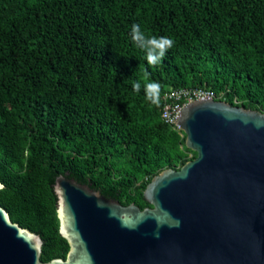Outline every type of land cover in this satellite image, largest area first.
<instances>
[{
    "label": "trees",
    "instance_id": "16d2710c",
    "mask_svg": "<svg viewBox=\"0 0 264 264\" xmlns=\"http://www.w3.org/2000/svg\"><path fill=\"white\" fill-rule=\"evenodd\" d=\"M133 24L174 40L160 64ZM135 80L159 83V105ZM189 86L264 111V0H0V205L42 261L69 249L57 175L143 208L155 174L195 157L161 117L163 92Z\"/></svg>",
    "mask_w": 264,
    "mask_h": 264
},
{
    "label": "water",
    "instance_id": "95a60500",
    "mask_svg": "<svg viewBox=\"0 0 264 264\" xmlns=\"http://www.w3.org/2000/svg\"><path fill=\"white\" fill-rule=\"evenodd\" d=\"M178 124L196 155L151 178L143 190L151 206L59 174L65 257L42 261L41 237L0 205V264H264V111L195 99Z\"/></svg>",
    "mask_w": 264,
    "mask_h": 264
},
{
    "label": "clouds",
    "instance_id": "9594fccd",
    "mask_svg": "<svg viewBox=\"0 0 264 264\" xmlns=\"http://www.w3.org/2000/svg\"><path fill=\"white\" fill-rule=\"evenodd\" d=\"M131 39L135 46L146 54V61L149 66H156L160 64L169 49L174 46V40L170 37H157L147 36L144 31L141 30L139 24L131 25ZM148 73L145 70V78ZM143 86L145 98L153 105H159L160 103V85L157 82H148L142 85L140 80L132 81L133 91L139 93Z\"/></svg>",
    "mask_w": 264,
    "mask_h": 264
},
{
    "label": "built area",
    "instance_id": "2783aa9c",
    "mask_svg": "<svg viewBox=\"0 0 264 264\" xmlns=\"http://www.w3.org/2000/svg\"><path fill=\"white\" fill-rule=\"evenodd\" d=\"M215 97L216 95L212 91L200 87L189 86L167 89L162 94L161 117L174 129L180 131L181 128L178 124V119L182 106L195 99Z\"/></svg>",
    "mask_w": 264,
    "mask_h": 264
}]
</instances>
